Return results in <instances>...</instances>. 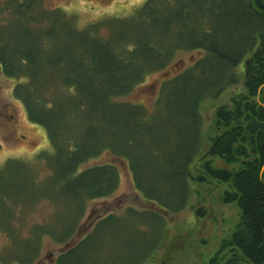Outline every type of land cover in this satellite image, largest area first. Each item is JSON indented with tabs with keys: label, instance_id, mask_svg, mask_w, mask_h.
I'll return each mask as SVG.
<instances>
[{
	"label": "trees",
	"instance_id": "obj_1",
	"mask_svg": "<svg viewBox=\"0 0 264 264\" xmlns=\"http://www.w3.org/2000/svg\"><path fill=\"white\" fill-rule=\"evenodd\" d=\"M183 50L202 55L162 83L153 111L116 99ZM245 58V91L216 109L205 132L203 103L240 84L235 68ZM0 69L17 81L14 98L52 149L38 156L51 170L43 181L21 159L0 168V225L14 260L33 264L48 235L68 245L56 264H145L164 239L166 213L188 206L191 182L216 179L231 185L223 199L237 202L240 218L209 264H264V0H146L129 16L84 28L43 0H1ZM107 151L127 161L140 196L166 210L111 214L76 242L87 201L119 187L113 163L79 171ZM216 158L238 168L215 166ZM43 198L57 205L54 222L21 238L15 221ZM6 209L14 231L2 219Z\"/></svg>",
	"mask_w": 264,
	"mask_h": 264
},
{
	"label": "rangeland",
	"instance_id": "obj_2",
	"mask_svg": "<svg viewBox=\"0 0 264 264\" xmlns=\"http://www.w3.org/2000/svg\"><path fill=\"white\" fill-rule=\"evenodd\" d=\"M1 1V0H0ZM146 0H43L45 6L60 8L76 16L78 24L86 27L91 22L105 17H124L131 15L141 7ZM202 55L201 51L190 50L178 52L169 66L161 71L149 74L143 83L124 96L117 97L119 101L142 104L150 111L156 108L162 83L170 79L194 63ZM245 58L236 68L240 77V84L230 87L226 93L217 99H208L202 105L204 131L211 132L214 126L216 109L229 103L237 92L245 91ZM16 80L7 77L0 69V168L10 159H21L30 163L33 173L39 181H43L51 170L46 160L38 159L43 151H52L46 131L27 118L25 107L13 96ZM105 163L115 164L120 173L118 189L111 195L88 200L84 216L80 219L75 241L87 236L96 223L113 214L123 217L128 208L145 210L156 206L162 212L165 209L158 203L147 202L136 190L132 173L125 159L115 158L110 152L89 160L82 164L79 171L90 166ZM215 166L237 169V165H227L216 158ZM78 171V172H79ZM192 195L188 206L178 213H166V231L164 239L151 258L145 264H209L212 256L220 249L224 239L229 238L240 218L237 202H226L225 192L231 189L229 183H220L216 179L205 182H191ZM31 199H26L27 204ZM174 202V201H173ZM202 208L203 212H198ZM166 210V209H165ZM57 212V205L48 198H43L38 204L28 207L19 214V219L12 210L6 209L2 215L5 226L10 231L15 230L11 222L19 230L21 238L31 235V229L36 224L54 222L53 216ZM164 213V210H163ZM160 214V213H159ZM132 219L130 218V221ZM33 234V232H32ZM38 237L40 236L37 232ZM24 240V239H23ZM13 242L8 233L0 225V264L7 259H13L11 248ZM68 247L58 243L48 235H44L39 244V253L33 264H56L58 256ZM8 249V250H7ZM9 264H20L13 259Z\"/></svg>",
	"mask_w": 264,
	"mask_h": 264
}]
</instances>
